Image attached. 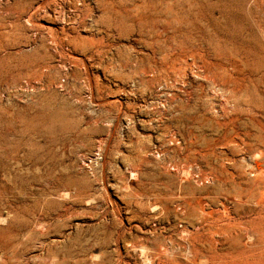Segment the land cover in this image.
Here are the masks:
<instances>
[{
	"label": "rangeland",
	"instance_id": "rangeland-1",
	"mask_svg": "<svg viewBox=\"0 0 264 264\" xmlns=\"http://www.w3.org/2000/svg\"><path fill=\"white\" fill-rule=\"evenodd\" d=\"M39 1L45 2L44 9L30 19V12H24L29 0H0V264H75V258H68L67 263L53 262L52 253L58 252L61 258L79 253L84 254L81 259L96 261L104 250L114 258L112 264H148L139 251L125 240L118 242L117 237L121 233L131 240L173 233L174 218L167 219L162 206H152L151 194L165 190L161 184L168 183L176 162L187 154L182 146L191 142L189 133L176 128V113L169 100L173 93L181 94L179 87L186 86L182 82L172 86L168 80L148 90L130 78L128 70L117 78L122 52L135 59L150 50L138 44L136 33L128 35L130 29L119 35L111 33L103 25L96 0ZM252 1L209 0L230 9L229 20ZM258 1V17L263 18L264 0ZM191 4L195 13L208 16V2L192 0ZM215 12L219 16V10ZM67 35L94 37L102 54L91 58L79 53V60L75 59L70 47L58 43L59 36L65 39ZM47 65L51 68L45 69ZM188 74L192 84L200 82L190 69ZM212 89L206 93L222 100L204 98L208 116L236 132L231 134L234 146L231 142L217 147V162H223L226 167L221 168L234 175L230 179L247 186L248 179L254 178L250 167L255 161H264V155H252L244 144L251 132L264 133V113L260 109L237 110L228 94ZM220 101L225 114L217 106ZM213 132L205 130L211 137ZM201 165L188 167L194 186L212 183L210 188L221 184L223 191L226 187L227 193L232 190V180L220 183ZM223 191L217 198L207 200L197 193L194 199L196 203L200 197L204 203L197 204L204 206L205 216L208 212L206 220L197 221L199 243L201 236H209L203 231L206 228L222 232L216 235L212 231L215 235L208 237L212 244L209 264H264V218L256 214L264 209V197L258 195L254 202L244 198L243 206L238 207L226 200ZM227 228H235L233 234L242 236V243L231 242L225 234ZM91 247L95 250L86 254Z\"/></svg>",
	"mask_w": 264,
	"mask_h": 264
},
{
	"label": "bare ground",
	"instance_id": "bare-ground-1",
	"mask_svg": "<svg viewBox=\"0 0 264 264\" xmlns=\"http://www.w3.org/2000/svg\"><path fill=\"white\" fill-rule=\"evenodd\" d=\"M202 1L208 2L209 5L210 10L208 16L206 15L207 17L201 15L199 12L195 13L193 11V4H191L192 0H187V2H185L188 7H186L183 0H96L97 5L102 10L103 25L111 33L117 32L119 35L124 33L127 29H130L128 35L132 36L136 33L139 41L138 44H143L150 50L148 53L137 56L135 59H133L134 57L128 52H122L118 61L117 78L123 77L125 75L124 72L128 70L132 73L130 78H133L148 90H152L156 84L168 80L172 82V86H175L179 82H182L186 86V88L183 86V88L179 87L178 90L181 94L177 92V94L173 93L169 96V98L171 97L169 100L172 104V110L176 113V128L185 131V133H189L188 141L191 142L190 144L185 143L186 145L182 146H185L184 150L187 151V154L182 161L176 162V171L170 174L171 176H169L168 183L161 184L165 186V190L160 191L159 189L157 192L151 191V193L153 192L151 195L154 197L152 206H162L166 218H174L173 233H169L167 236L156 235L152 238L137 236L131 240H126L127 237L125 238L121 233H118L117 237L118 242L125 240L130 248L139 251L140 257H143L148 264H209L212 244L208 237L211 236L210 234L213 235L215 231L212 230L213 232L211 231V233V229L206 228V224L204 225V223L202 224L200 222L206 228L203 230L204 228L202 227V230L205 231L206 235L209 233V236L207 238L205 236L202 238L203 236H201V241L199 243L197 240V232L199 231V229L196 228L197 221H202V219L206 220L205 217L208 215V212H206L207 215L205 216L204 206L197 204L198 200H195V203L194 199L197 193L206 196L207 200L208 198L211 199L213 196L217 198L218 195H221L220 192L222 193L225 186L222 188L221 186L223 185L217 184L218 186L216 185L210 188L208 185L212 183L202 187L200 186V188L194 186L192 181L188 178L190 174L188 167L193 163H201V166L204 165V172H208L214 176L216 175L220 179V183L225 184L227 181L230 182L232 180L230 176L233 177L234 175L227 172L229 169L224 170L221 168L220 165L224 164L223 162L222 164L220 162V164H218L217 159L219 154H217L216 150L217 147L226 146L231 142V144L235 143L236 140L232 139L233 136H231V134L236 132H232L234 130L233 128H226L225 122L221 123L217 121L216 118L214 120L208 116L205 105L206 100H204V98L208 99L209 97H213L217 100L218 97L214 95L209 96V93L207 94L206 91L215 88L219 90V92L228 94V97L233 100V103L235 102L236 108H234L237 110L243 108H249L253 111L260 109L264 113V16H262V14L261 16L263 18L258 17L261 14V8L258 4L259 1L253 0L252 3L248 2L249 5L246 4V6L241 7L240 10H236L234 14L236 18L232 20H229L230 9L229 11L227 8L223 9L225 7L224 4L210 3L209 0ZM44 4L45 2L43 1L29 0L28 4L24 6V12L29 11V18L34 19L39 15L40 11L44 9ZM217 9L219 10V16L215 15ZM62 30L65 31L64 29ZM68 36L69 35H67L65 39L59 36L58 43L62 48H64L65 45L70 47L71 50L68 51L75 59L79 60L77 56L79 53L82 56L91 58L95 54H102V51H100V48L96 45L98 40L94 37L83 38L74 35ZM50 68L51 67L48 65L45 66V69ZM189 69L191 73L200 80L196 85L194 83L192 84L188 79ZM221 95L223 97V94ZM226 98L227 97H225V99ZM218 99L222 100L221 97ZM213 103L216 107L217 103ZM217 106L220 107V111L225 114L227 110L224 108L221 101L220 105L218 103ZM258 116L260 117L262 115L258 114ZM221 117H223V115ZM238 120H242V118ZM246 120L243 122L244 124L245 122H249ZM250 128L252 130V126ZM206 129L213 130L215 135L213 137L208 136L205 134ZM238 133L239 132H237L236 135H238ZM238 136L240 138L241 135ZM248 136V142L245 140L246 144L243 143L246 145L245 148L249 153L252 152V155L262 154L263 156V131L262 133L251 132ZM237 144L239 145V143ZM232 146H234V144ZM239 150L241 149L239 148ZM247 150L245 151L247 152ZM181 151L183 152V149ZM183 154L185 153L183 152ZM254 157L255 156H253V158ZM260 158L263 157H259V159ZM227 159H229L228 156ZM262 160L255 161L253 166L250 165L252 166V168L250 167V171L253 170L254 176L252 177L254 178L251 182L249 181L250 179H248L249 184L247 186H242L240 183L232 180V190H228L227 193L226 187L225 191H223L226 192L225 194L223 193L226 200L228 198L234 201L238 206L243 203L244 198L253 201L258 195L264 197V161ZM222 166L224 167L225 165ZM206 175L208 176V174ZM146 194H149V192L146 191ZM216 198H214L215 201L219 200V198ZM199 200L201 201L200 197ZM202 203H204V201ZM138 204L145 206L143 202H138ZM219 204L222 205L221 202ZM246 204H244V207ZM225 207L226 206H224V208ZM240 209L242 210V207ZM240 209L238 208V210ZM254 210L255 208L252 211ZM256 214L264 218V209L260 208ZM255 218L257 217L255 216ZM246 223L247 221L244 224L245 226ZM231 227H234V223ZM213 228L214 227H212V229ZM218 228L219 227H217V229ZM233 229L235 228H227L225 234H229L227 237H230L231 242H238L242 236L233 234L235 232L237 233V231L234 232ZM205 233L203 232V234ZM215 233L217 235L222 232ZM242 233L245 232L243 231ZM246 233L248 234V232ZM248 236L250 237V235ZM246 237L247 236H245V239ZM225 238L224 236V240ZM210 239H213V236ZM240 242L242 243L241 240ZM240 242L238 243L240 244ZM91 250L94 251L95 247L89 248L86 254ZM52 255L55 258L53 262L62 261L63 263H67L68 258H75V264H89L88 262L90 261H93V264H112L114 260V258L113 260L109 258L105 250L96 261L94 259H81L79 257L84 256V254L79 253L69 254L67 256L64 255L63 258H61L58 252H53Z\"/></svg>",
	"mask_w": 264,
	"mask_h": 264
}]
</instances>
